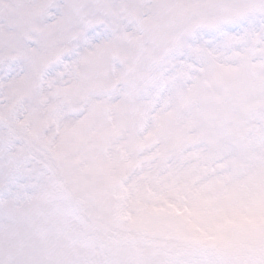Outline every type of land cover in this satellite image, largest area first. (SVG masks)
Instances as JSON below:
<instances>
[{"label": "snow or ice", "instance_id": "snow-or-ice-1", "mask_svg": "<svg viewBox=\"0 0 264 264\" xmlns=\"http://www.w3.org/2000/svg\"><path fill=\"white\" fill-rule=\"evenodd\" d=\"M0 264H264V0H0Z\"/></svg>", "mask_w": 264, "mask_h": 264}]
</instances>
